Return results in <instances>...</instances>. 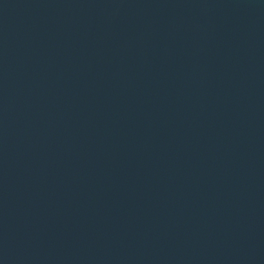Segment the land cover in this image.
<instances>
[{
    "label": "water",
    "instance_id": "95a60500",
    "mask_svg": "<svg viewBox=\"0 0 264 264\" xmlns=\"http://www.w3.org/2000/svg\"><path fill=\"white\" fill-rule=\"evenodd\" d=\"M0 264H264V0H0Z\"/></svg>",
    "mask_w": 264,
    "mask_h": 264
}]
</instances>
